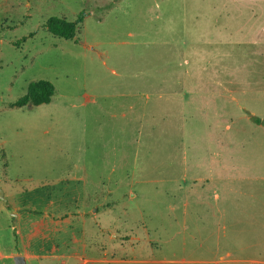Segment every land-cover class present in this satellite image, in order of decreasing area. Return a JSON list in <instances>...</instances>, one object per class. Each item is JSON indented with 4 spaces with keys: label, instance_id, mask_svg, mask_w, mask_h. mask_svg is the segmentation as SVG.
<instances>
[{
    "label": "rangeland",
    "instance_id": "374dc122",
    "mask_svg": "<svg viewBox=\"0 0 264 264\" xmlns=\"http://www.w3.org/2000/svg\"><path fill=\"white\" fill-rule=\"evenodd\" d=\"M39 80L49 104L9 107ZM262 122L264 0H0V251L14 210H78L53 244L87 252L31 264H264Z\"/></svg>",
    "mask_w": 264,
    "mask_h": 264
},
{
    "label": "crops",
    "instance_id": "0c3cea01",
    "mask_svg": "<svg viewBox=\"0 0 264 264\" xmlns=\"http://www.w3.org/2000/svg\"><path fill=\"white\" fill-rule=\"evenodd\" d=\"M8 198V197H7ZM10 200L8 199L7 203L11 204ZM26 208V207H24ZM15 221L20 225V231L18 232V235L16 237H19L20 239V247L19 249L13 248V250H10L7 253H4L0 251V260H9L11 261L10 264H13V258L15 256H22L24 257L26 264H31L32 262L34 263H39L42 252L46 251V246L49 245L50 249H48V254L43 255L42 257H47V258H52V259H64V258H69V259H77L80 258V254L86 253L87 249V242L84 237V235H81L80 232V237L74 238L72 237L69 242L75 245L76 247L73 249H68L67 244L68 241L65 239H62L58 244H60L62 247L58 245H54V237H59L61 238L65 234V229L66 227L74 224L78 225L83 221V218L85 216V212H79L77 210L76 216H65V213L61 216V219L58 221H54L56 218L55 215L50 214V213H45L42 218H39V220L32 221L33 217H31V214L27 210H23L21 212L20 209L14 210L12 213ZM49 214V215H48ZM51 215V216H50ZM60 217V216H59ZM28 221H32L33 224L30 226L31 228L29 229L28 233H25L26 231V223ZM76 221V223H75ZM33 247L38 248L39 253H34L36 249H33ZM100 247L101 251H103L102 256H96L93 255V257H89L88 259H85L83 264H110L113 263V261L107 260L104 256H106L105 249L98 244L93 246V248H98ZM61 249H65L63 253H61ZM93 253V252H91ZM68 254V255H66ZM117 263L118 261H114ZM62 264H65L62 262Z\"/></svg>",
    "mask_w": 264,
    "mask_h": 264
},
{
    "label": "trees",
    "instance_id": "16d2710c",
    "mask_svg": "<svg viewBox=\"0 0 264 264\" xmlns=\"http://www.w3.org/2000/svg\"><path fill=\"white\" fill-rule=\"evenodd\" d=\"M84 18L85 13L83 12L73 22H69L64 18H49L45 22L44 28L52 37L62 40H72L79 33ZM54 93V86L50 82L44 80L32 82L28 85L26 94L10 103L9 107L21 109L49 104ZM256 122L261 123L259 120H256ZM262 123L264 124V122Z\"/></svg>",
    "mask_w": 264,
    "mask_h": 264
},
{
    "label": "water",
    "instance_id": "95a60500",
    "mask_svg": "<svg viewBox=\"0 0 264 264\" xmlns=\"http://www.w3.org/2000/svg\"><path fill=\"white\" fill-rule=\"evenodd\" d=\"M0 199L6 205L7 202H6V199L4 198V193H3V191L1 189H0ZM13 264H26V261H25L24 257H22V256H15L13 258Z\"/></svg>",
    "mask_w": 264,
    "mask_h": 264
}]
</instances>
